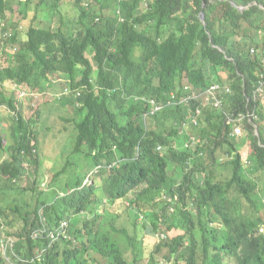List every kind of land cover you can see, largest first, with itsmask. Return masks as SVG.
<instances>
[{
  "label": "trees",
  "instance_id": "obj_1",
  "mask_svg": "<svg viewBox=\"0 0 264 264\" xmlns=\"http://www.w3.org/2000/svg\"><path fill=\"white\" fill-rule=\"evenodd\" d=\"M48 10L53 14L48 15ZM262 74L264 0H0V85L27 83L39 92L59 91L58 102L70 111L64 125L68 135L58 127L70 139L60 151L65 155V167L52 181L58 192L67 194L51 191L34 198L30 193L36 192L19 187L17 194L23 196L5 198L10 193L0 199V214L9 209L23 225L15 233L8 232L20 241L9 254L18 264H90L84 259L89 250L67 261L72 252L66 241L57 242L52 255L35 258V247L22 240L31 237L32 218L39 222L41 207L52 221L70 218L72 231L77 229L80 237H86L95 247L91 249L94 253L99 249L94 229L112 228L127 236L139 224L147 228L153 219L155 224L166 223L165 230L179 227L182 213L170 215L163 195L165 191L174 194L178 179L191 181L196 172L238 171L236 183L249 195L253 187L241 156L232 153L250 135L251 158L264 171V144L254 140L252 128L237 139L229 135L231 129L224 120L215 122L221 119L222 110L208 100L207 89L214 83L228 84L231 92H218L216 99L229 111H238L250 96L264 121V106L259 98L254 99ZM184 96L188 99L181 103ZM150 99L162 108L153 113ZM18 103L0 92V105L6 104L18 115L9 117L11 136L27 151V157L40 163L39 142L29 143V136L38 132L36 120H27ZM36 113L42 116L39 109ZM195 117L198 125L191 120ZM190 133L205 140L204 147L187 148ZM208 140L214 144L211 149ZM159 145L161 151L156 150ZM219 145L228 156H234L232 160L223 161L215 154ZM2 169L16 174L11 166ZM94 169L98 171L91 179L99 186L84 188ZM64 172L68 176L61 179ZM37 179L35 176V183ZM7 182L14 185L11 179ZM210 183L200 187V215L196 223L184 226L187 234L191 238L200 229L215 231L218 228L208 224L224 222L242 233L255 256L243 264H264V237H251L254 223L233 215L235 202L230 201L226 187ZM0 187L10 190L7 185ZM103 194L111 203L129 200V207L144 215L143 221L137 217L132 222L129 214H124L125 223H120L119 214L113 220L82 216L83 211L96 213ZM29 240L47 243V239ZM184 240L185 236L174 238L172 247L178 248ZM100 251L112 259L105 264H129L119 245ZM0 264H8L5 257Z\"/></svg>",
  "mask_w": 264,
  "mask_h": 264
},
{
  "label": "clouds",
  "instance_id": "obj_2",
  "mask_svg": "<svg viewBox=\"0 0 264 264\" xmlns=\"http://www.w3.org/2000/svg\"><path fill=\"white\" fill-rule=\"evenodd\" d=\"M260 76L263 78V81L261 82L260 86H258L254 99L257 100L259 98L261 104L264 106V74ZM25 85H14L15 89L19 92L17 97L15 92H12V94H6L13 96L16 100H18L19 109L23 108L22 105L25 100H32L33 98H36L40 95L44 96V94L52 92H39L37 89L30 87L27 83H25ZM207 92L208 100L210 102L214 101L213 105L222 110L221 119L215 120V122L224 120L225 124L231 129L229 135L239 139L247 135L249 128H252L251 132L254 131L256 136L254 137V140H257L260 145L264 144L262 142L264 130L263 132L260 131L261 126L264 125V121H260V111L256 109L257 105H251L253 100H251L250 96L246 97L245 106L238 108V111H229L225 110L222 107L221 101L216 99L218 92L223 95L231 92V88L228 84L214 83L207 89ZM201 94L202 93L200 92V95ZM172 97L177 98V94H173ZM184 97L185 98L180 99L181 103L188 99L187 96ZM191 97L196 96L191 95ZM56 98L58 101L60 100L59 94H56ZM149 101L154 106L153 113L154 111L160 110L162 108V105L158 104L155 99H150ZM8 112L9 117L11 115L13 116V114L17 115L16 112L9 110ZM37 114L38 113L35 111L33 116L30 118H27L24 113L23 116L30 121L32 119L36 120L37 125L42 119V116H37ZM198 114H201V111H199ZM191 120L196 125L200 123L197 117L192 118ZM189 126H192V124H188V127ZM9 130V128H5V130L0 128V184L7 185L8 188H10L8 192H5L0 187V199H3L2 196H4V194L10 193V196H5V198L12 197L15 199V197H18V195L23 196L24 194H17L19 187L28 189V192H36V196L41 193L44 196L51 191H53V193L56 191L57 194L66 195L67 193L58 192L54 186V183H52L53 179L58 175V172L62 171V169L55 173L52 180L48 182V185L45 184L46 188H43L41 185L44 178L40 180L38 177L36 183L35 178L32 180V182L29 181L30 170H28L26 162L39 166L41 160L40 163H35L33 162L32 158L29 156L27 157V151L25 149H20L13 135L11 136ZM36 133V135L29 136L30 146H34L37 141L39 142V133ZM251 138L253 137L248 135L247 143L244 146L241 145L239 150L232 153L234 155L240 154L241 156L246 178L248 183L253 187L249 195H247L246 192H244L236 183L238 171L233 172L226 170L223 171V173L215 172L216 174L199 171L194 174V178L191 181H187L185 178H180L177 182L178 190L174 194H170L165 191L163 195V199L169 204L170 209L168 212L170 215H174L177 212L182 213V221L179 223L180 226L177 228L165 230L164 225L166 223L157 221V224H155L153 219L152 221L148 222L149 225L147 228H144L142 224H139L137 231L132 233L134 230H131V234L127 236H121L113 232L112 228L94 229L98 235L96 247L99 249L92 253L91 249L95 247H92L91 243L86 237L83 235L80 237L78 235L80 233L77 229L72 231L70 218H65L57 222L52 221L48 218L45 212L46 208L41 207L38 212L40 215L39 222H35V218H32L31 223L33 227L31 228L33 229H30L31 237L27 239L23 238L22 242H26L28 247H35V258L39 260L43 258L44 253L52 255L53 246L55 247L57 242L61 243L66 241L68 248H70L72 252L71 255L67 257V261L73 257H76L80 252L89 250V252L84 256V259L85 263L90 262V264H105L107 261H112L111 258L105 256L100 251V249L108 245H114L115 248H117L118 245L123 247L125 250L124 258L129 264H243L245 260L252 259L255 256L250 253L244 236L237 229L227 226L224 222H210L208 225L213 228H218V230L213 231L210 229H200L196 231V233L190 238L184 226H191L198 220L200 215L199 206L203 197V191H200V187L205 183L209 184L215 177H217L216 182L210 184H217L226 187L230 196V201L235 202V207L231 209L232 214L241 218H247L252 223H254V230L249 234L251 237H264V214L262 213V210L264 209V171L258 170L256 168L257 164L255 159L251 158ZM204 141L205 140H203L199 135L196 136L190 133L189 139L186 142V146L187 148L194 146L204 147ZM206 142L208 143L210 149L214 147L213 142L210 140ZM162 149L163 146L159 145L156 150L161 151ZM225 149L227 150V146ZM215 154L221 155L223 161H227L228 159L232 160L234 157L233 155L228 156L229 153H224L221 145H219L215 151ZM204 160L207 161L206 155ZM4 164L16 169V174L13 175L4 173L2 169L4 166H6ZM64 167L65 166L63 165L62 168L64 169ZM97 171L98 169L91 170L84 182V188L86 186L96 185L95 181H93L91 177ZM67 176L68 173L64 172L60 178L66 179ZM10 179L14 185L7 182ZM132 191H137V189H133ZM107 197L108 195L103 194V196L100 198L99 201L102 203L99 205L96 213L92 214L88 213L87 211H83L82 216H85L89 219L101 217L108 220H113V216L115 214H119L121 215L120 223H125L123 221L124 214H129L132 218V222L136 221L137 217H140L141 222L143 221L144 215H137V213L129 207V200L118 199L116 202L111 203ZM92 198L96 199L97 196H92ZM36 201L38 203V200ZM178 205L181 207L179 210H177ZM118 206H125V212L118 213L112 210ZM132 213L134 214V217H132ZM11 215H14V217L17 218L18 214L13 213L12 211L11 214H0V258L4 259L5 257L7 262L8 258H12L14 260L13 255L9 254V249H12L11 253H13L14 246L16 243L20 242L17 240L18 238L16 236H10L8 233L9 231L14 233L17 232V230L13 229V226L15 225L6 224L4 222L8 218H12ZM18 222H21V220L17 221V223ZM140 232H142L143 235H141ZM179 236H185L183 245L179 246L178 248H173L172 240ZM32 238L35 240L47 239V243L44 245L35 244L29 240ZM145 248L146 251H148V254L145 253ZM94 259L97 261H94Z\"/></svg>",
  "mask_w": 264,
  "mask_h": 264
},
{
  "label": "rangeland",
  "instance_id": "obj_3",
  "mask_svg": "<svg viewBox=\"0 0 264 264\" xmlns=\"http://www.w3.org/2000/svg\"><path fill=\"white\" fill-rule=\"evenodd\" d=\"M48 15L53 14L51 10L47 11ZM18 16L14 19H16ZM223 68V67H219ZM223 76H226V73L222 72ZM25 85V84H24ZM26 86V85H25ZM0 92L2 94H12V92H15V95L17 97L18 90L15 89L13 84H4L3 86L0 85ZM59 91L46 93L44 96L40 95L36 98H33L32 100L27 99L23 103L22 107L25 109L24 115L27 118H30L33 116V113L39 109L42 114V119L39 124L36 125L37 131L39 133V149L41 153V163L39 166L35 164H30L26 162L28 170H30V179L29 181L32 182V180L37 175L40 180H42V187L46 188V185H48V182L52 180L55 173L62 169L63 165H65V155L63 154V151H61V148L63 147V144L68 141L69 143V137H65L63 133H61L58 130V127H61L63 132L68 135V130L64 129V125L67 124V121L65 118H67L70 114V111L66 109V107H62L61 104L58 102L56 98V94H58ZM8 107L6 104L0 105V128L2 130H5V128H9L12 124V120L9 118V112ZM37 171V172H36ZM32 196L33 193H30ZM118 213L125 212V206H118L115 209H112ZM8 213L11 214V210H8ZM262 213L264 214V209L262 210ZM12 218H8L4 222L6 224L15 225L13 226L15 230H17L19 227H21V222H18L19 219L14 217V215H11ZM132 217H134V214L132 213ZM10 228V227H5ZM141 235H143L142 232H140ZM145 253L148 254V251H146V248L144 249ZM144 263V262H143ZM8 264H17L12 258H8Z\"/></svg>",
  "mask_w": 264,
  "mask_h": 264
},
{
  "label": "water",
  "instance_id": "obj_4",
  "mask_svg": "<svg viewBox=\"0 0 264 264\" xmlns=\"http://www.w3.org/2000/svg\"><path fill=\"white\" fill-rule=\"evenodd\" d=\"M201 17H202V19H204V13H201Z\"/></svg>",
  "mask_w": 264,
  "mask_h": 264
}]
</instances>
